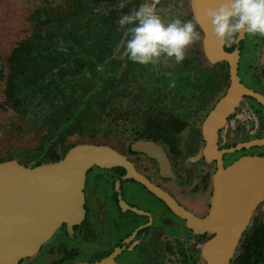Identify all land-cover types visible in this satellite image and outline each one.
Masks as SVG:
<instances>
[{
	"label": "flooded vegetation",
	"instance_id": "1",
	"mask_svg": "<svg viewBox=\"0 0 264 264\" xmlns=\"http://www.w3.org/2000/svg\"><path fill=\"white\" fill-rule=\"evenodd\" d=\"M216 2L184 0L179 9L186 10L197 24L206 62L219 65L221 73L225 71L218 80L213 76L205 80L225 85L200 125V139H185V143H190L187 150L179 140L186 127L184 120L144 114L142 128L135 131L134 140L125 147L104 146L119 155L121 163L93 164L86 171L81 209L73 220L51 224L39 234L31 229L35 226L32 222L44 219L46 204L31 198L13 209L10 219H3L4 224L10 221L9 227L0 230V264H213L209 256L212 253L208 252L210 242L222 234L224 226L223 235L231 238L239 221L236 217L225 221L230 217L226 214L230 203L226 202L220 215L215 213L214 198L224 196L222 185L215 186V180L237 163L253 164V160L264 158V139L252 142L249 137L246 143L232 145L227 140L226 146H221L222 130H230L231 119L235 121V132L244 124L236 121L240 113L247 114L252 123L250 129L242 126L244 132L252 133L256 128L257 135L264 134V37L242 32L235 44H222L205 16V10L216 6ZM15 4V0H0V48L10 41L14 10H22ZM30 18L34 20L33 16ZM3 60L0 57V73L5 74L9 63L4 69ZM229 96L233 102L223 118L214 130L207 128L211 112ZM139 144L155 146L164 167L150 153L133 149ZM55 163L57 160L52 159L33 167L14 161L0 165L16 164L17 170L33 171ZM239 186L244 184L239 182ZM263 201L264 198L237 232L236 242L228 244L222 264H264V233L255 232L253 223V214ZM11 220L19 224L15 226ZM31 240L33 243L29 244ZM215 251L224 255L223 247Z\"/></svg>",
	"mask_w": 264,
	"mask_h": 264
},
{
	"label": "rangeland",
	"instance_id": "2",
	"mask_svg": "<svg viewBox=\"0 0 264 264\" xmlns=\"http://www.w3.org/2000/svg\"><path fill=\"white\" fill-rule=\"evenodd\" d=\"M183 1L154 0L166 22L191 19L179 10ZM142 2L125 0L120 9L119 0H15L22 10H14L10 41L0 48L2 67L9 63L8 73H0V162L33 167L58 162L86 144L125 147L142 128L144 114L184 120L181 146L185 139H200V125L225 85L205 80H218L225 71L206 62L199 41L180 63L128 60L117 47L125 37L116 21ZM236 121L252 125L244 113ZM234 122L222 130L221 146L264 139L256 128L248 133L241 125L235 132ZM253 223L255 232L264 233V201Z\"/></svg>",
	"mask_w": 264,
	"mask_h": 264
},
{
	"label": "water",
	"instance_id": "3",
	"mask_svg": "<svg viewBox=\"0 0 264 264\" xmlns=\"http://www.w3.org/2000/svg\"><path fill=\"white\" fill-rule=\"evenodd\" d=\"M232 97H225L219 102L216 108L211 112L207 122L209 129H215L220 119L223 118L227 107L231 105ZM206 122V123H207ZM209 142L206 150L209 151ZM135 145L134 150H143L153 155L159 160L160 167H164L162 156L157 153L155 146ZM153 153V154H152ZM122 159L113 150L104 146H79L71 149L65 157L55 164L43 165L33 171L17 170L16 164L0 165V230L5 226L9 227V221L5 224L3 219L12 215V210L17 208L25 199H35L43 201L46 204L44 219L35 220L31 229L37 230L41 234L51 224L59 221L65 222L73 220L81 209L82 193L81 188L86 171L93 164L109 166L111 164L121 163ZM248 164L246 162L237 163L221 172L215 180V186L222 185L224 196H217L213 203L216 206V214L220 215L227 203L226 214L230 217L225 221H234L238 218V227L234 230L231 238L223 235L222 230L226 226L218 229L222 234L212 240L208 247L211 263L222 264L227 258V249L230 242H236L238 233L244 227L248 216L254 207L264 198V158H257ZM16 165V166H15ZM249 167V168H248ZM239 182L244 187L239 186ZM160 197H162L158 192ZM237 200V204H236ZM63 218V219H62ZM215 219V217L211 218ZM12 221V220H11ZM13 225L19 224L12 221ZM210 223V222H209ZM4 224V225H3ZM37 227V228H35ZM22 229H25L24 227ZM239 231V232H238ZM238 232V233H237ZM33 241L29 244H32ZM4 247H7L3 244ZM19 245H15L18 247ZM217 247L224 248V255L216 252Z\"/></svg>",
	"mask_w": 264,
	"mask_h": 264
},
{
	"label": "clouds",
	"instance_id": "4",
	"mask_svg": "<svg viewBox=\"0 0 264 264\" xmlns=\"http://www.w3.org/2000/svg\"><path fill=\"white\" fill-rule=\"evenodd\" d=\"M117 7L123 9L125 0H119ZM205 16L222 44H235L242 32L264 37V0H217L216 6L205 10ZM116 22L124 29L125 37L117 47L122 46L128 60L144 65H156L161 58L182 62L188 46L201 36L192 19H162L154 0H144L127 13L122 12ZM174 83L170 81L169 87Z\"/></svg>",
	"mask_w": 264,
	"mask_h": 264
},
{
	"label": "bare ground",
	"instance_id": "5",
	"mask_svg": "<svg viewBox=\"0 0 264 264\" xmlns=\"http://www.w3.org/2000/svg\"><path fill=\"white\" fill-rule=\"evenodd\" d=\"M225 213V212H224Z\"/></svg>",
	"mask_w": 264,
	"mask_h": 264
}]
</instances>
